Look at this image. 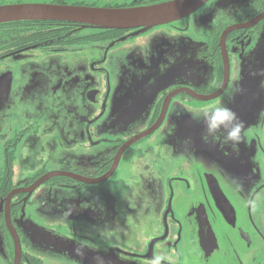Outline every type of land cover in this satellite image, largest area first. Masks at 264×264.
<instances>
[{
	"label": "flooded vegetation",
	"instance_id": "flooded-vegetation-1",
	"mask_svg": "<svg viewBox=\"0 0 264 264\" xmlns=\"http://www.w3.org/2000/svg\"><path fill=\"white\" fill-rule=\"evenodd\" d=\"M168 1L173 0H0V7L43 4L126 9ZM234 1L238 7L232 21L216 14L221 13L219 0H208L183 18L149 29H104L57 20L0 24V64L32 52L38 59L65 52L76 58L75 53L88 51V65L103 66L105 74L110 46L136 32L157 29L184 39L167 52L181 54L179 64L194 65L187 74H195L189 85L176 84L166 71L138 113L126 116L129 125H136L134 131L123 136L114 130L104 148L87 145L90 156L82 157V168L62 161L53 169L36 163L28 175L27 169L17 167L16 171L14 151L30 127L8 139L0 165V264H50V258L31 253L33 244L25 229L35 230L30 219L40 223L30 217L33 212L28 216L37 207L32 197L41 186L55 185L77 196L72 209L75 217L57 220L65 234L45 235L49 246L62 251L61 258L81 264L78 250H83L82 264H93L97 255L105 264H148L162 250L171 255L170 264H264V138H244L238 152L233 151L205 143L201 123H186L187 127L176 130L171 114L172 108L221 99L239 77L245 58L251 56L255 62L249 67L264 65V52L253 51L264 28V0ZM204 7L210 11H202ZM211 76L212 83L202 84ZM13 78L10 69L0 74V113L10 108L24 113L26 119L27 113H40L35 103L41 96L29 90L26 94L20 87L14 91ZM84 85L79 94L82 104L97 103L98 84L86 80ZM236 177L243 185L237 184ZM101 185L109 198L102 202L103 219L92 216L88 203L81 205L82 190ZM77 224H85L87 230L77 229ZM100 235L103 248H98Z\"/></svg>",
	"mask_w": 264,
	"mask_h": 264
},
{
	"label": "rangeland",
	"instance_id": "rangeland-1",
	"mask_svg": "<svg viewBox=\"0 0 264 264\" xmlns=\"http://www.w3.org/2000/svg\"><path fill=\"white\" fill-rule=\"evenodd\" d=\"M218 3L221 13L216 14L226 21H232L235 16L233 12L238 7L237 2L219 0ZM231 4L234 7L228 8ZM206 10L210 11L206 7L202 9V11ZM163 32L157 29L136 32L129 39L110 46L107 51V65L104 66L105 74L101 71L103 66L102 69L98 66L93 69L88 65V51L84 52L87 53L86 55L83 52L75 53L76 58L73 57V53L65 52L38 57V59H34L33 55L36 52H32L28 54L29 57L17 56L0 64V74L8 69L12 72L14 91L20 87L26 94L29 90L41 96L35 103L40 113L34 115L27 113L29 119H26L24 113L12 111L10 108L0 113V165L4 154V143L19 132H23L25 127H30V130L22 136L17 150L14 151L13 165L16 171L17 167L27 169V175L30 173L29 170L35 167L32 165L36 163L40 164L39 166L45 163L46 168L53 169L64 161L73 168H82L80 160L82 157L88 159L90 156L85 148L87 145L104 148L105 139L114 135V130H118L116 131L118 135L123 136L132 133L136 125H129L126 116L137 114L139 108L144 106L142 103L146 95L156 90L155 81L160 76L167 71L169 78L172 79L173 76L176 84H188L195 78L194 73L190 76L187 74L194 70V65L183 66L179 64V58L183 57L181 54L173 52L168 55L167 52L171 46L177 44L178 40L184 42V39L176 33ZM261 32L263 37L261 38V33L253 51H259L264 47V28ZM260 39L262 46L259 45ZM168 57L173 61L166 62ZM164 58L165 62L161 61ZM244 61L239 70V77L228 87L221 99L193 102L186 104L185 107H176L175 110L172 108L175 129L182 130L187 127L186 123H191L192 126L196 123L188 115V109L209 106L221 100L227 102L228 91L238 81L242 91L236 94L227 106L244 122L245 127L242 132L244 138L263 139L264 67L263 74H257L259 72L257 66H248L255 63L253 58L250 56ZM253 73L257 75L253 77ZM213 79L214 77L211 76L202 84L208 85ZM86 80H93L98 84L97 103L82 104L79 94L85 89ZM58 107H62L63 110L57 111ZM118 121L123 122V125L118 124ZM79 137L82 138L80 142L77 140ZM257 149L259 150V146ZM253 159L252 156L250 160ZM236 178L237 184L243 185L239 182V178ZM81 194V205L88 203L87 210L92 216L103 219L101 214H105V210L102 202L109 200L106 197L105 186L85 188ZM32 199L36 200L37 207L33 211H28V216L33 212L34 215L32 213L30 217H37L40 223L30 219L29 223L35 227V230L27 227L25 229L33 244L31 253L43 259L50 258L48 260L50 264H78L76 260L59 257L62 251L54 245L47 244L48 237L57 238L65 229L62 227L61 230L58 219L62 216L70 219L75 217L72 210L75 205L77 206L75 193L69 188L58 185L51 188L41 186ZM82 226L77 224L76 228L82 227L87 230L85 224ZM63 233L65 234V231ZM103 239L104 236L100 235L98 248H103Z\"/></svg>",
	"mask_w": 264,
	"mask_h": 264
},
{
	"label": "water",
	"instance_id": "water-1",
	"mask_svg": "<svg viewBox=\"0 0 264 264\" xmlns=\"http://www.w3.org/2000/svg\"><path fill=\"white\" fill-rule=\"evenodd\" d=\"M206 1L208 0H173L150 6L126 9L43 4L2 6L0 7V24L19 21L57 20L76 22L104 29L138 27L149 29L156 25L183 18ZM262 37L263 33L261 34ZM260 41L261 39L259 40V45H261ZM261 51L264 52V47L261 48ZM263 67L264 65L258 66L259 72L257 74H263ZM257 74L253 73V77Z\"/></svg>",
	"mask_w": 264,
	"mask_h": 264
},
{
	"label": "clouds",
	"instance_id": "clouds-1",
	"mask_svg": "<svg viewBox=\"0 0 264 264\" xmlns=\"http://www.w3.org/2000/svg\"><path fill=\"white\" fill-rule=\"evenodd\" d=\"M240 91L242 89L237 81L226 95L227 102L221 100L209 106L188 109L191 120L203 125L202 139L205 143L228 146L238 152L239 145L244 141L242 132L245 126L227 103L231 102V99ZM78 255L81 257L82 264L84 251L78 250ZM93 259L96 264H105L102 256L97 255ZM171 260V255L161 250L149 258L148 264H165V262L170 264Z\"/></svg>",
	"mask_w": 264,
	"mask_h": 264
},
{
	"label": "snow or ice",
	"instance_id": "snow-or-ice-1",
	"mask_svg": "<svg viewBox=\"0 0 264 264\" xmlns=\"http://www.w3.org/2000/svg\"><path fill=\"white\" fill-rule=\"evenodd\" d=\"M93 264H96V262L94 261Z\"/></svg>",
	"mask_w": 264,
	"mask_h": 264
}]
</instances>
